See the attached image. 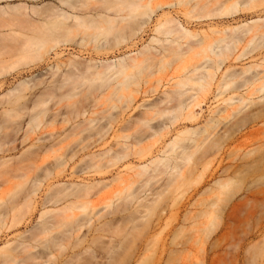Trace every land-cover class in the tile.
Instances as JSON below:
<instances>
[{
  "label": "rangeland",
  "instance_id": "1",
  "mask_svg": "<svg viewBox=\"0 0 264 264\" xmlns=\"http://www.w3.org/2000/svg\"><path fill=\"white\" fill-rule=\"evenodd\" d=\"M102 1L0 0V264H264V0Z\"/></svg>",
  "mask_w": 264,
  "mask_h": 264
},
{
  "label": "bare ground",
  "instance_id": "2",
  "mask_svg": "<svg viewBox=\"0 0 264 264\" xmlns=\"http://www.w3.org/2000/svg\"><path fill=\"white\" fill-rule=\"evenodd\" d=\"M104 1V0H103ZM102 1V2H103ZM199 1H202V0H199ZM213 1V0H212ZM218 1V0H217ZM136 2V1H135ZM135 2H134V4H135ZM139 2H140V0H139ZM186 2V1H185ZM196 3L198 2L197 0L195 1ZM264 2V1H263ZM100 3V2H99ZM98 3V4H99ZM138 3V2H137ZM149 3H151V2H149ZM205 3H207V2H205ZM205 3H204V5H205ZM145 4H148V3H145ZM198 4V3H197ZM252 4V3H251ZM136 5V4H135ZM150 5V4H149ZM218 5H221V4H219L218 3ZM224 5V4H223ZM50 6V5H49ZM53 6V5H52ZM109 6V5H108ZM113 6V5H112ZM133 6V5H132ZM143 6H144V4H143ZM0 7H2V6H0ZM137 7H138V5H137ZM203 7V6H202ZM206 6H204L203 7V9L205 8ZM212 7V6H211ZM217 7V6H216ZM218 7H221V6H218ZM226 7V6H225ZM224 7V8H225ZM246 7V6H245ZM248 7V6H247ZM3 8H5V7H3ZM31 8V10H35L32 6L30 7ZM46 8V7H45ZM56 7L54 6V9H55ZM96 8V7H95ZM106 8V7H105ZM109 8V7H108ZM112 8V7H111ZM114 8V7H113ZM133 8V7H132ZM134 8H135V6H134ZM227 8V7H226ZM5 9H7V8H5ZM4 9V10H5ZM9 9L10 10H19V9H23L25 12L29 9L28 7H26V5H13V6H9ZM39 9H40V7H39ZM46 9H48V6H47V8ZM44 10V12L43 13H45L46 14V12L48 13L49 12V10L51 9V7H50V9L47 11V10ZM97 9V8H96ZM145 9H146V7H145ZM144 9V10H145ZM153 9V8H152ZM152 9L150 8V10L152 11ZM210 9V8H209ZM133 10H135V9H133ZM216 10V9H215ZM30 11V10H29ZM39 12H41L40 10H38ZM53 11V10H52ZM61 12H64V11H62V10H60ZM107 11V10H106ZM117 11V10H116ZM136 11V10H135ZM135 11H134V13H135ZM141 11H143V10H141ZM141 11H139L140 13H141ZM6 12V11H5ZM130 12H131V10H130ZM138 12V13H139ZM153 12V11H152ZM49 13H52L53 14V12H49ZM48 13V16H50V14ZM151 13V12H150ZM150 13L148 14V12H146L145 14H148L149 16H144V18L145 19H147V21H148V18L150 19L152 16L150 15ZM35 14H37V16L39 15V13H35ZM41 14V13H40ZM45 14H43V15H45ZM54 14H56V13H54ZM59 14V13H58ZM142 14V13H141ZM2 15V14H1ZM42 15V14H41ZM40 15V16H41ZM57 15V14H56ZM60 15V14H59ZM61 15H63V14H61ZM64 15H65V12H64ZM67 15V14H66ZM130 15H136V14H131L130 13ZM167 15V14H166ZM36 16V15H35ZM46 16H47V14H46ZM48 16H47V18H48ZM58 16V15H57ZM160 16V15H159ZM163 16V15H162ZM44 17V16H43ZM43 17H42V19H43ZM51 17V16H50ZM60 17H62V16H60ZM135 17H138V18H140L141 16H135ZM38 18V17H37ZM58 18H59V16H58ZM65 18H67V16L65 17ZM82 18V17H81ZM141 18H143V17H141ZM161 18H163V17H161ZM160 18V19H161ZM164 18H166V19H164ZM162 20H160V19H158L159 20V24L158 25H173L172 27L170 26V30H171V32L172 31H175L176 33L178 32V33H181L182 35H185L186 36V34H190L189 33V31L188 30H186L185 28H183V26H182V24H181V22L179 21V20H177V19H174V18H170V17H164ZM46 19V18H45ZM78 19H80V18H78ZM83 19V18H82ZM60 20V19H59ZM109 20V22L107 21V23H110L112 20L111 19H108ZM77 21H79V20H77ZM37 22V21H36ZM55 22H57V20L55 21ZM80 22H82V23H84V21L83 20H81V21H79L78 23L80 24ZM38 23H39V21H38ZM112 23V22H111ZM144 23V22H143ZM252 23H263L264 24V18H262V17H259L258 19H256V20H253L252 21ZM30 24H32V23H30ZM35 24H37V23H35ZM84 25V24H83ZM256 25V24H255ZM258 25V24H257ZM26 26V25H25ZM32 27V26H31ZM108 27H109V24H108ZM262 27V26H261ZM23 28V27H22ZM25 28H27V27H24V29ZM100 28V27H99ZM163 28V27H162ZM167 28H168V26H167ZM263 28H264V26H263ZM28 29V28H27ZM105 29H107V28H105ZM104 29V30H105ZM167 30V29H166ZM169 30V31H170ZM25 31V30H24ZM110 31H111V29H110ZM21 32H22V29H21ZM26 32V31H25ZM171 32H169V33H171ZM174 32V33H175ZM105 33V32H104ZM104 33H102V34H104ZM167 33H168V31H167ZM168 33V34H169ZM23 34V33H22ZM96 34H98L99 35V33H96ZM109 33H107V35H108ZM181 34H179V35H181ZM21 35V34H20ZM98 35H95V36H98ZM100 35H101V33H100ZM99 35V36H100ZM167 35V34H166ZM192 35V34H191ZM104 36H105V34H104ZM28 38V37H27ZM28 40V39H27ZM27 45V44H26ZM33 45H36V44H33ZM27 48V47H26ZM146 49H147V47H146ZM25 50V49H24ZM23 50V51H24ZM23 51H21V52H23ZM178 51V50H177ZM140 53V52H139ZM177 53V52H176ZM143 54V53H142ZM180 54V53H179ZM178 54V55H179ZM174 56V55H173ZM180 56V55H179ZM177 57V56H176ZM125 59L126 58H121L120 60H118V62L116 61V62H113L112 64H108L107 66V69H118V68H120V67H122L123 65H124V63H126L125 62ZM131 59V58H130ZM118 65V66H117ZM127 65V64H126ZM123 68H125V66H123ZM122 68V69H123ZM122 69H119V70H121L122 71V73L124 72V69L122 70ZM119 70H117L118 72H119ZM121 73V72H120ZM126 79V78H125ZM129 79H130V77H129ZM128 79V80H129ZM127 80V79H126ZM125 80V81H126ZM129 81H127V83H128ZM127 83H125V84H127ZM123 84V83H122ZM53 91V90H52ZM190 105H187V107H189ZM37 120V119H36ZM0 221H1V218H0ZM4 224V223H3ZM2 225V224H1Z\"/></svg>",
  "mask_w": 264,
  "mask_h": 264
}]
</instances>
